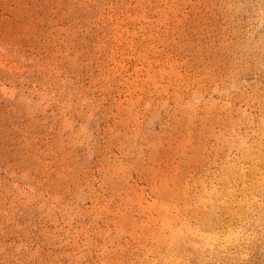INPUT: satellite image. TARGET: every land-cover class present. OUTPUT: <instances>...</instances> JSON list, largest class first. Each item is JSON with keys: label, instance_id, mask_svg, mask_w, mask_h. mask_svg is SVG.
Returning <instances> with one entry per match:
<instances>
[{"label": "rangeland", "instance_id": "374dc122", "mask_svg": "<svg viewBox=\"0 0 264 264\" xmlns=\"http://www.w3.org/2000/svg\"><path fill=\"white\" fill-rule=\"evenodd\" d=\"M130 1L0 0V53L12 54L7 66L24 63L0 72V264H207L170 235L175 213L164 204L186 200L188 175L208 164L200 149L212 147L213 123L193 135L194 121L171 96L170 72L203 80L205 99L241 105L238 92L264 85L263 44L248 43L260 24L248 8L260 0L239 13L229 0L154 1L156 20L138 37V69L134 57L119 65L102 47L115 38L100 17L106 5L116 17L110 4L130 3L119 18L135 30L124 20L136 11ZM171 56L180 64L158 67ZM224 75L238 78L240 89L226 96ZM145 95L168 105L141 135ZM82 191L94 195L81 200ZM171 241L179 255L169 254ZM244 247L237 260L211 264H264V238Z\"/></svg>", "mask_w": 264, "mask_h": 264}, {"label": "bare ground", "instance_id": "6f19581e", "mask_svg": "<svg viewBox=\"0 0 264 264\" xmlns=\"http://www.w3.org/2000/svg\"><path fill=\"white\" fill-rule=\"evenodd\" d=\"M132 1H136V11L133 14L126 13L124 20H127L128 25L131 23L134 26L137 25L135 30H132L133 32H131L129 27H124L123 21L119 18V15L124 13V9L128 11L130 3L126 5L120 3L110 4L109 11L115 10L119 13L116 17L110 15L106 5L100 17L101 19H106L109 23L115 38L113 41H111L112 38L102 40V47L108 50L110 60L116 61L119 65L124 64L127 56L134 57L138 62L134 67L138 69L140 65H143V49L140 47L142 42L138 40V37L143 32L144 23L146 21L152 23L157 17V11L151 12L148 8L154 1L157 2L156 7H161V2H165V0H131L130 2ZM243 3L248 2L247 0H229L228 6L239 13ZM256 5H249L248 10H252L257 14L260 24L257 26L255 33L260 34L258 37H254V33L248 43L250 45L263 44L262 63H264V33L260 28L264 22V0L258 1ZM150 15L153 16L152 19ZM242 16L244 17V15ZM157 35L158 32L154 33V37ZM9 55L12 56L8 51L0 53L1 73L5 72V68L18 69L24 67V63L18 60L12 66H7L5 59ZM169 59L170 61L161 60V65L158 67H162L165 62H170L171 66L180 64L173 56ZM168 73L166 72V74ZM49 76H52V72H49ZM170 77L174 78V80L170 78L171 82H174H172L174 91L171 96L176 104H179V107H184L189 120L195 123L193 135L197 136L203 121L204 125L211 121L213 126L209 129L212 133L208 139L212 147H208L206 152L203 148L200 149L201 153L205 155L204 158L207 159L208 164L206 167L188 175V179L185 182L186 200L181 203L173 201L169 204H164L170 212L175 213V218H172L175 224L174 230L172 228L169 233L171 235L173 231V234L179 237L180 243L192 245L193 255L204 260L207 264L218 260L235 261L247 253V248L244 247V244L250 245L253 241L264 238V85H254L249 90L245 89L242 92H238V95H240L238 100L241 102V105L238 106L237 103H231L229 98L222 104L212 99V96H208L209 98L205 99L207 94L205 93L206 95L204 96V90L207 85L195 75L181 74L177 76L170 72ZM223 78L222 85H219L222 87L220 90L226 96L240 89L238 87V78L230 75H224ZM162 79H165L164 76H162ZM140 98L143 99L147 106L144 116H142V135L149 128L154 129L156 127L161 111L168 104L167 99H164L163 96L157 98L145 95V97L142 96ZM137 110L138 103L134 99L131 111L137 114ZM200 115L205 116L198 118ZM216 115L219 116V123L214 122ZM197 121L200 123L197 124ZM151 131L149 130L148 132ZM142 145L143 141L140 140L139 146L141 148ZM182 171L183 168L180 166L179 172L181 173ZM177 174L178 172H175V175ZM170 177L176 176L174 174H164L165 179ZM93 195L94 193L82 191L78 198L86 200L88 196ZM97 197L103 198L99 194H97ZM150 222L153 224V219ZM254 233L257 235L255 240L252 238ZM168 246L171 256L179 255V244L171 241Z\"/></svg>", "mask_w": 264, "mask_h": 264}]
</instances>
